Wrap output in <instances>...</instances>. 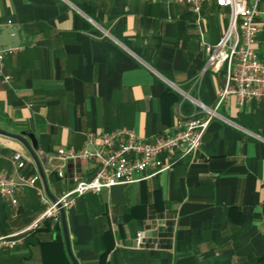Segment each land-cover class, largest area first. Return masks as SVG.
I'll return each instance as SVG.
<instances>
[{
	"label": "crops",
	"instance_id": "obj_1",
	"mask_svg": "<svg viewBox=\"0 0 264 264\" xmlns=\"http://www.w3.org/2000/svg\"><path fill=\"white\" fill-rule=\"evenodd\" d=\"M260 10L264 58V0ZM228 25L229 9L215 3L197 14L168 0H0V50L20 48L0 64V129L35 135L49 190L61 198L97 170L58 154L83 150L88 132L128 128L153 141L174 126L176 95L189 101L176 88L216 106L225 72L206 70L205 47ZM218 113L226 121H211L194 156L152 179L87 193L65 211L79 264H101L104 255V264H264V99L231 95ZM0 170L15 181L38 173L24 146L3 136ZM16 200L0 197V238L47 208L31 188ZM47 220L49 230L43 221L14 248H0V264H65L66 244H53L57 224L65 243L60 214Z\"/></svg>",
	"mask_w": 264,
	"mask_h": 264
},
{
	"label": "built area",
	"instance_id": "obj_2",
	"mask_svg": "<svg viewBox=\"0 0 264 264\" xmlns=\"http://www.w3.org/2000/svg\"><path fill=\"white\" fill-rule=\"evenodd\" d=\"M168 1L189 6L197 14L202 12L206 4L212 3L220 9H229L227 31L217 44H207L205 47L208 57L206 70L225 72L226 83L216 106L209 108L189 93L176 88L184 99H188L193 105V111L186 115L182 111L181 103L174 126L166 128L153 141L141 138L134 130L128 128L100 133L88 132L83 150L62 148L58 154L64 161L73 158L82 162L94 161L98 164L97 170L89 180L76 179L75 188L58 198L56 203L52 202L44 188L39 186V173L23 176L21 181H15L5 171L0 170V197L10 199L16 204V193L31 188L36 190L47 207L42 216L23 232L0 238V248H14L20 242L17 238L21 234L39 228L46 219L59 221L60 207L65 211L75 207L78 198L87 193L99 195L105 189L152 179L194 156L203 144L211 121L215 118L226 121L218 110L229 96H236L241 103L264 99V58H260L256 49L257 37L261 31V0ZM18 51L20 48L0 50V64ZM13 160L20 170L26 168V161L21 153L15 154ZM58 175L60 178L64 177L63 168H59ZM136 237L137 243L142 245L144 234L138 233Z\"/></svg>",
	"mask_w": 264,
	"mask_h": 264
},
{
	"label": "water",
	"instance_id": "obj_3",
	"mask_svg": "<svg viewBox=\"0 0 264 264\" xmlns=\"http://www.w3.org/2000/svg\"><path fill=\"white\" fill-rule=\"evenodd\" d=\"M0 136L10 138L12 140H16L24 146V148L26 149L28 154L31 156V158H32V160L36 166V169H37V171L41 177V180H42L43 185H44V189H45L48 197L51 199L52 202L56 203L58 201V198L53 196L49 190L45 171H44L42 164L40 162V159L37 155V151L39 150V144H38V140L35 137V135L32 133H26V132H20L19 134H14V133L7 132L3 129H0ZM60 217H61V223H62V229H63V233H64V238H65L67 253H68L70 259L72 260L73 264H79L77 262L75 256H74L73 252H72L70 236H69V232H68V228H67V222H66V214H65V210L62 207H60Z\"/></svg>",
	"mask_w": 264,
	"mask_h": 264
},
{
	"label": "trees",
	"instance_id": "obj_4",
	"mask_svg": "<svg viewBox=\"0 0 264 264\" xmlns=\"http://www.w3.org/2000/svg\"><path fill=\"white\" fill-rule=\"evenodd\" d=\"M177 101L182 102V108L185 112H192L193 111V105L189 101H183L182 98L179 95H176ZM45 228L46 230H49L50 227L52 226V222L50 220H45ZM43 229V228H41ZM54 229H58V238L53 242V244H61L62 247L65 249V243L63 240V235H62V230L60 227V224H57L54 226ZM105 255L102 257L101 264H104L105 260ZM65 264H73L72 260L69 258L68 254L65 252Z\"/></svg>",
	"mask_w": 264,
	"mask_h": 264
}]
</instances>
